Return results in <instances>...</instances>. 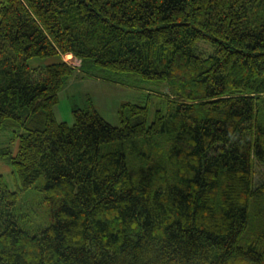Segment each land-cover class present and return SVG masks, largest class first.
<instances>
[{"label": "trees", "instance_id": "obj_1", "mask_svg": "<svg viewBox=\"0 0 264 264\" xmlns=\"http://www.w3.org/2000/svg\"><path fill=\"white\" fill-rule=\"evenodd\" d=\"M0 4V264H264V0ZM69 53L164 89L58 121Z\"/></svg>", "mask_w": 264, "mask_h": 264}, {"label": "rangeland", "instance_id": "obj_2", "mask_svg": "<svg viewBox=\"0 0 264 264\" xmlns=\"http://www.w3.org/2000/svg\"><path fill=\"white\" fill-rule=\"evenodd\" d=\"M54 58L31 59L30 63L45 65L53 62ZM63 60L74 67L80 68V60L70 53L66 54ZM86 69L84 67L82 70L80 68L73 71V74L59 91L58 102L54 106L55 117L58 121H66L68 124H72L74 109H90L93 106L106 121L117 125L119 124L118 110L123 103L145 104L150 89H164L163 85L161 86L155 81L132 76L131 74L111 73L101 70L99 75H88ZM149 103L152 111L150 119L152 120L155 106L150 101ZM2 134L7 136L6 142L12 145L13 138H11L12 135L10 136V131ZM9 168L7 163L0 160V173L5 176L9 188L15 189L16 183ZM263 174L264 168L259 165L254 180L259 183L264 177Z\"/></svg>", "mask_w": 264, "mask_h": 264}]
</instances>
